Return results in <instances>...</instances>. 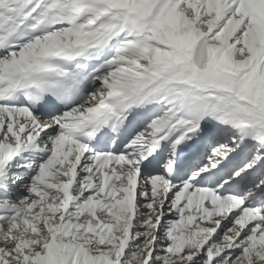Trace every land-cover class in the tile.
<instances>
[{"label":"snow or ice","instance_id":"obj_1","mask_svg":"<svg viewBox=\"0 0 264 264\" xmlns=\"http://www.w3.org/2000/svg\"><path fill=\"white\" fill-rule=\"evenodd\" d=\"M0 264H264V0H0Z\"/></svg>","mask_w":264,"mask_h":264}]
</instances>
